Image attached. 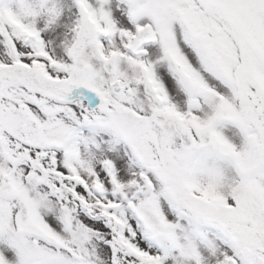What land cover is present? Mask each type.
<instances>
[{
	"label": "snow or ice",
	"instance_id": "6c2138e0",
	"mask_svg": "<svg viewBox=\"0 0 264 264\" xmlns=\"http://www.w3.org/2000/svg\"><path fill=\"white\" fill-rule=\"evenodd\" d=\"M0 264H264V0H0Z\"/></svg>",
	"mask_w": 264,
	"mask_h": 264
}]
</instances>
